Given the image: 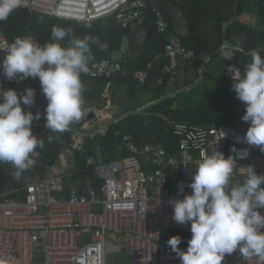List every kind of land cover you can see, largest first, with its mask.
<instances>
[{
    "label": "built area",
    "instance_id": "2783aa9c",
    "mask_svg": "<svg viewBox=\"0 0 264 264\" xmlns=\"http://www.w3.org/2000/svg\"><path fill=\"white\" fill-rule=\"evenodd\" d=\"M22 8L30 13L83 23L112 16L127 28L128 36L111 58L91 63L88 74L93 78L114 76L122 69L121 60L129 52L130 39L134 38L137 43L146 39L144 0H25ZM153 13L157 29L166 31L165 12L153 7ZM178 23L179 29L184 30L185 22L179 19ZM9 44L0 31V62ZM165 55L168 63L164 71L173 78L180 63L192 58L194 52L183 45L180 36L170 34ZM208 60V56L204 57L203 64ZM230 65H225L224 74L231 78ZM150 66L149 63L146 69L134 72L138 82L145 80ZM0 87L15 89L18 95L26 87L41 90L38 78L9 80L2 70ZM242 106L245 107L243 102ZM22 108L31 111L32 106L22 105ZM82 110L85 122L70 128L68 145L58 161L47 167L45 177L0 193V264H106L107 247L114 244L108 237L116 239L119 235L124 238L131 264H181L175 252L167 254L162 233L167 228L191 233L190 222L181 225L172 219L170 201L183 199L192 192L188 185L198 162L221 153L234 158L236 171L245 172L246 166L252 165L257 174H264V152L244 140L249 127L242 120L244 113L239 117L243 127L240 130L171 121L172 134L178 139L177 153H166L160 142L139 147L125 137L127 156L106 161L101 159L98 150L86 161L87 167L91 166L102 181L101 195L91 186L82 190L72 186L64 197L65 178L74 169V164H68V157L84 151L87 137L103 134L110 123L118 120L109 103L87 108L82 105ZM245 151L247 154L243 155ZM236 182H240L239 178ZM181 184L183 192L179 191ZM259 211L264 214V209ZM178 247L187 249V246ZM235 259L244 264H264V258L245 259L238 252L226 254L222 264Z\"/></svg>",
    "mask_w": 264,
    "mask_h": 264
},
{
    "label": "trees",
    "instance_id": "16d2710c",
    "mask_svg": "<svg viewBox=\"0 0 264 264\" xmlns=\"http://www.w3.org/2000/svg\"><path fill=\"white\" fill-rule=\"evenodd\" d=\"M146 4L144 26L147 29L146 39L143 43H137L134 38L129 41L130 53L121 60L122 69L112 77H90L82 74L84 85L83 107L87 108L91 103L106 102L105 89L109 83L112 85L110 93L111 104H118L120 92L124 91L127 101L136 103L132 108L120 109L117 114L118 121L110 123L104 134L96 138H86L85 150L75 153V171L72 180L94 182V186L100 190L101 181L96 180L93 171L86 169V160L95 154L98 145L103 153L104 160H112L129 154L125 146L124 137L138 146L148 143L160 142L168 153L177 151V137L172 134L171 121H183L197 125L228 126L241 129L239 117L245 112V107L237 98L232 89L233 80L224 73L219 78V86L209 98L193 101L188 105L179 103V94L174 89H169L172 75L164 71L168 58L165 55V45L170 34L180 36L184 46L194 52V56L187 61H182L180 67H185L192 72L186 82L191 84L198 77L200 70L203 77L208 73L206 64L216 61L222 71L227 64H232L244 71L245 65L250 62L249 53L256 50L264 56V28H255L236 17L250 11L254 4L257 15L264 23V0H144ZM153 7H158L165 12L168 22L166 31H159L155 24ZM179 19L186 24V32H179ZM53 27L71 29L76 37L83 38L89 35L98 38L101 44H107L106 49L92 45L94 61L110 58L120 49L122 42L128 36L127 28L122 27L114 17L107 16L91 22H77L64 20L41 13H30L25 8L15 10L7 20L0 21V30L11 43L17 37H33L38 44L43 45L51 41ZM60 43L69 46V38L66 37ZM239 43L231 61L223 60L220 56L222 47H231ZM209 60L203 65V58ZM147 76L143 82H138L134 72L146 69ZM89 65V67H90ZM178 68V69H179ZM177 69V71H178ZM211 78H215L211 76ZM148 96L147 99H144ZM47 100L42 90L35 88V103L32 105L33 114L39 112L41 118L33 120L31 128L34 135L43 140V147L37 148L34 167L25 171L19 180L14 179V169L11 165L0 166V193L4 190H14L24 186L26 181L40 179L46 175L47 167L58 161L60 153L66 148L70 138L69 130L63 133H53L45 127L44 110ZM148 104V105H147ZM143 105H147L141 111H136ZM52 140L49 142L48 137ZM92 169V167H89ZM87 170V171H86ZM89 176V178H88ZM92 180H91V179ZM15 196V193L13 194ZM163 241L179 235L181 245L188 246L187 242L192 233L182 232L177 229H164Z\"/></svg>",
    "mask_w": 264,
    "mask_h": 264
},
{
    "label": "clouds",
    "instance_id": "9594fccd",
    "mask_svg": "<svg viewBox=\"0 0 264 264\" xmlns=\"http://www.w3.org/2000/svg\"><path fill=\"white\" fill-rule=\"evenodd\" d=\"M25 0H0V21L7 20ZM52 39L40 45L31 37H17L3 50L5 56L0 70L9 80L39 79L47 100L44 110L45 127L53 133H63L79 123L84 112L82 74L90 72L94 60L92 45L106 49L98 38L85 35L76 37L72 30L53 27ZM69 38V46L60 41ZM239 43L222 47L220 56L231 61ZM250 62L243 73L232 64V89L245 104L242 116L249 127L244 136L246 143L264 152V56L252 50ZM35 103V90L26 87L19 94L15 89L0 87V166L11 165L14 179L34 167L37 148L43 140L32 132L33 120L39 112L25 111ZM224 135V133H223ZM222 135V136H223ZM221 136V137H222ZM51 142L52 137H48ZM246 151L243 155H246ZM243 155L241 158H243ZM235 160L232 156L213 154L198 162L188 187L190 194L170 201L172 219L177 224H188L192 233L187 249L178 246L182 238L171 236L167 245L179 257L181 264H222L226 254L238 252L247 259L264 258V174H257L252 165L246 166L242 182L231 180ZM183 192V184L179 185Z\"/></svg>",
    "mask_w": 264,
    "mask_h": 264
},
{
    "label": "rangeland",
    "instance_id": "374dc122",
    "mask_svg": "<svg viewBox=\"0 0 264 264\" xmlns=\"http://www.w3.org/2000/svg\"><path fill=\"white\" fill-rule=\"evenodd\" d=\"M205 64L206 62L203 65ZM185 70L186 68H182L176 71L174 74V79H171V82L168 85L169 89H174L176 87L175 79L177 80L179 89L175 90V92L177 95L179 94V103L183 105H188L191 102L197 101L199 99L209 98L216 90V88H218L219 78H221L224 73L220 65L216 61L212 60L211 62L206 64L205 70L208 73L203 77L200 72V69L198 71V77L194 78L191 84H188V82H185V80L181 78V76L185 75ZM211 76L216 77V79L211 78ZM233 173L237 174V171L234 170ZM108 240L113 242L114 244L108 245L107 247L109 254L107 256L106 264H131V260L128 254L126 253V249L124 248V238L119 235L116 239L108 237ZM82 241H85V239L82 238ZM167 241L165 243L167 248V254L171 255L172 251L167 245ZM181 244L179 246H184V244ZM229 264L244 263L242 260L235 259L230 261Z\"/></svg>",
    "mask_w": 264,
    "mask_h": 264
},
{
    "label": "crops",
    "instance_id": "0c3cea01",
    "mask_svg": "<svg viewBox=\"0 0 264 264\" xmlns=\"http://www.w3.org/2000/svg\"><path fill=\"white\" fill-rule=\"evenodd\" d=\"M250 11H246L244 14H242V15H240V16H238V17H236L239 21H242V22H245V23H247L248 25H250V26H252V27H255V28H264V23H261V18H260V16L259 15H257L256 14V12L255 11H252V10H254L255 9V7H254V4H251V6H250ZM186 30H187V28H186V24L184 25V30L183 29H179V32L181 33V34H183V33H185L186 32ZM1 31V30H0ZM1 33H2V31H1ZM3 34V33H2ZM4 36V35H3ZM36 40V39H35ZM130 53V50H129V52H128V54ZM127 54V55H128ZM126 55V56H127ZM125 56V57H126ZM111 57H112V55H111ZM110 57V58H111ZM124 57V58H125ZM182 68H185V67H183L182 66ZM181 67L179 68V69H182ZM178 69V70H179ZM185 72V75H183V76H181V78L183 79V80H185V82H186V80H187V77H188V75L192 72L191 70H185L184 71ZM174 79V78H173ZM175 86H176V88H178V82H177V80L175 79ZM36 89H38L37 87H36ZM179 89V88H178ZM111 90H112V85H111V83H109L108 85H107V87H106V89H105V92H104V96L106 97V102L105 103H109V104H111V101H110V93H111ZM125 95H124V91L122 90L121 92H120V94H119V97H118V104L117 105H112L113 107H114V109H115V115L117 116V114L120 112V109H124V108H132L136 103H133V102H130V101H127L126 99H125V97H124ZM148 98V96H145L144 97V99H147ZM92 104H101V103H96V102H93V103H91L90 105H92ZM89 105V106H90ZM148 105V104H147ZM147 105H143L141 108H138L136 111H141L143 108H145ZM118 119H120L119 117H117ZM118 121V120H117ZM79 125V123L77 124V123H74L73 125H71V126H78ZM204 126H208V125H204ZM241 127H242V125H241ZM241 129H243V127L241 128ZM238 130H240V129H238ZM106 131V130H105ZM104 131V132H105ZM104 134V133H103ZM100 135H102V134H100ZM98 135H96V136H94V137H90L91 139H94V138H96ZM125 137H127L128 138V140L130 141V142H132L131 140H130V138H129V136H125ZM124 137V138H125ZM124 141H125V139H124ZM126 142V141H125ZM134 143V142H133ZM135 144V143H134ZM162 144V143H161ZM137 145V144H136ZM163 145V144H162ZM126 146V145H125ZM138 146V145H137ZM178 146V145H177ZM139 147H141V146H139ZM164 147V146H163ZM127 149V148H126ZM165 149V148H164ZM84 150H85V148H84ZM99 150V152H100V156H101V159L102 160H104L103 158H104V156H103V153L101 152V149H100V147L98 146V145H96V147H95V154L94 155H96V152ZM128 150V149H127ZM165 151H166V149H165ZM129 152V151H128ZM178 152V147H177V151L175 152V153H177ZM166 153H168L167 151H166ZM169 154H174V153H169ZM94 155H90V156H94ZM127 156V155H126ZM124 157V156H123ZM120 158H122V157H120ZM88 159V158H87ZM116 159H119V158H116ZM112 160H115V159H112ZM68 164L69 165H71V164H74V169H72V170H70L69 172L71 173L70 174V176H67L66 178H65V181H64V185H65V193H64V197H67L68 196V194H69V191H70V188L72 187V186H74V187H77L78 189H80V190H82V189H84L86 186H91V187H93L96 191H97V193L98 194H102V181L94 174V170H93V168L91 169V168H89V167H91V166H89V167H87V163H86V169H90V170H92L93 171V176H94V178H96V180H100L101 181V186H100V190L98 191V189H97V187H95L94 186V182H90V181H86V182H84V181H82V180H72L71 179V177H72V173L75 171V154L74 155H72V156H69L68 157ZM87 161V160H86ZM107 161V160H106ZM87 171V170H86ZM47 172V171H46ZM45 177V176H44ZM43 178V177H42ZM88 178H89V176H88ZM232 179V182L233 183H237L236 182V180L239 178V180H240V182H242L243 181V179L245 178L244 177V172H239V171H237V174H235V173H233L232 174V177H231ZM41 179V178H40ZM91 179V178H90ZM36 180H38V179H35V180H30V181H26V183H31V182H33V181H36ZM92 180V179H91ZM25 183V184H26ZM24 184V185H25ZM167 229H171V228H167ZM109 245H112V243H110Z\"/></svg>",
    "mask_w": 264,
    "mask_h": 264
},
{
    "label": "water",
    "instance_id": "95a60500",
    "mask_svg": "<svg viewBox=\"0 0 264 264\" xmlns=\"http://www.w3.org/2000/svg\"><path fill=\"white\" fill-rule=\"evenodd\" d=\"M92 117V114H89L88 115V118H91ZM85 122V120H82L80 123H79V125L78 126H80L81 124H83Z\"/></svg>",
    "mask_w": 264,
    "mask_h": 264
}]
</instances>
